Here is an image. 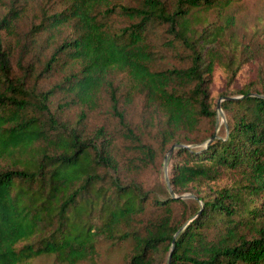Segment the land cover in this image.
Instances as JSON below:
<instances>
[{
    "label": "trees",
    "instance_id": "16d2710c",
    "mask_svg": "<svg viewBox=\"0 0 264 264\" xmlns=\"http://www.w3.org/2000/svg\"><path fill=\"white\" fill-rule=\"evenodd\" d=\"M230 3L60 0L22 33L27 0H0V264H78L127 240L124 264H166L173 240L171 264H264V71L247 79L242 43L237 55L224 26H199L201 11ZM102 91L132 157L105 127L86 128ZM136 95L158 151L190 146L172 151L169 183L194 197L160 199L139 181L157 149L126 118ZM219 98L227 124L216 134Z\"/></svg>",
    "mask_w": 264,
    "mask_h": 264
},
{
    "label": "rangeland",
    "instance_id": "374dc122",
    "mask_svg": "<svg viewBox=\"0 0 264 264\" xmlns=\"http://www.w3.org/2000/svg\"><path fill=\"white\" fill-rule=\"evenodd\" d=\"M27 2L29 10L21 16L18 22V31L22 33L27 32L31 25L37 22L41 6H46L47 8L61 6L60 0H27ZM200 14L205 17V21L199 24L200 27L204 26L206 23L218 24L225 27L223 46H225L227 50H232L238 55L240 48L237 46L239 41L242 43L244 55H249V61H246L248 67L245 72L248 77L247 79H255V70L258 72L257 67H262V72L264 71V0H231V3L221 10L211 8L201 11ZM6 39H8V36H6ZM168 61L174 62L175 59H169ZM164 64L166 65L165 62ZM58 76V74H55L51 77L44 78L42 81H39V85L47 89L50 86V83L56 80ZM241 79H244V77H241ZM114 82L118 83L119 88L123 90L126 82L124 74H117ZM222 85L223 82L216 80V82L212 84V91L221 90ZM102 93L103 95L100 99L99 105L95 109L88 112L86 120L87 130L92 132L100 126L105 127L107 131L111 132L116 137V142L124 159L126 157L136 155L137 153L132 149L131 142L124 139L120 134V131H118L119 127L116 121L117 119L110 113L109 110L108 97L103 91ZM232 97H238V95ZM219 100L222 101L223 99L219 98L217 102ZM57 101L58 99H53V106L56 105ZM122 107L126 110V118L135 128L136 132L143 129V132H141L143 141L150 143L157 149V157L154 165L145 167L138 173L137 177L139 181L146 189L149 190V192L156 195L158 198L162 199L166 195L171 197L169 187L166 182V177L169 181L170 159H168L167 162V170L164 168L165 156L169 149L165 153L158 151L159 144L156 137V126H144L145 114L142 96L136 95L129 105L122 104ZM78 112V107H71V109L64 112L63 118L73 122L76 119ZM226 124L227 120L224 111L217 110L215 133H221L222 126H226ZM204 145L205 143L203 142L191 145V148L203 147ZM125 178L129 179V176ZM174 194L189 195V193L176 194L175 192ZM132 246L133 242L131 240L123 241L120 244L101 242L98 245V253L93 261H84L78 264H124L132 250ZM167 257L166 264L168 259ZM29 264L59 263L55 261L52 255H42L34 258Z\"/></svg>",
    "mask_w": 264,
    "mask_h": 264
},
{
    "label": "water",
    "instance_id": "95a60500",
    "mask_svg": "<svg viewBox=\"0 0 264 264\" xmlns=\"http://www.w3.org/2000/svg\"><path fill=\"white\" fill-rule=\"evenodd\" d=\"M227 98H231V97H227ZM220 100L217 102V110L218 111H220V110H222L221 109V106H220ZM181 147H190L189 145H186V144H179V143H175V144H173L170 148H169V150H168V152H167V154H166V156H165V162H164V168H165V170H167V162H168V159H169V157H170V155H171V153H172V151L174 150V148H181ZM166 182H167V185H168V187H169V192H170V195H171V197L172 198H180V199H184V198H187V197H194L193 195H188V194H183V195H175L174 194V191L172 190V188L170 187V184H169V181H168V179H167V177H166ZM183 228V227H182ZM181 228V229H182ZM180 229V230H181ZM177 233H178V231H177ZM176 233V234H177ZM175 234V235H176ZM173 245H174V240L172 241V244H171V248H170V250H169V253H168V259H167V264H171V255H172V251H173Z\"/></svg>",
    "mask_w": 264,
    "mask_h": 264
}]
</instances>
